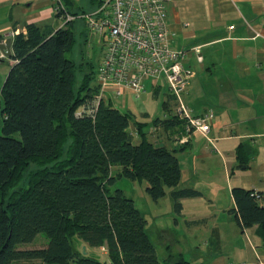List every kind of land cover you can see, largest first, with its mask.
<instances>
[{
  "label": "trees",
  "instance_id": "trees-1",
  "mask_svg": "<svg viewBox=\"0 0 264 264\" xmlns=\"http://www.w3.org/2000/svg\"><path fill=\"white\" fill-rule=\"evenodd\" d=\"M69 14L75 18L57 29L28 24L11 42L12 63L0 88V264H189L179 255L158 259L147 220L133 199L111 185L118 178L145 181L154 201L171 188L177 212L181 198L200 193L177 188L175 150L149 142L138 123L135 142L128 129L132 115L95 101L96 69L85 56L78 63L67 56L75 45L77 15ZM56 15L64 19L62 12ZM177 121L174 116L163 122ZM240 152L238 147L237 166L246 169L248 155ZM30 164L36 169L23 182ZM256 194L233 188L232 211L241 231L257 225L264 241V206ZM40 233L45 245L23 248ZM74 238L105 247L107 259L81 253L72 246Z\"/></svg>",
  "mask_w": 264,
  "mask_h": 264
},
{
  "label": "crops",
  "instance_id": "crops-1",
  "mask_svg": "<svg viewBox=\"0 0 264 264\" xmlns=\"http://www.w3.org/2000/svg\"><path fill=\"white\" fill-rule=\"evenodd\" d=\"M166 5L171 46L186 51L183 64L195 72L180 101L192 116L213 112L208 132L186 131L185 121L174 115L176 98L151 80L139 96L130 91L116 96L108 88L101 99L132 115L128 129L135 142L138 123L149 142L175 150L181 168L177 188L200 193L181 198L178 212L169 196L175 225L186 228L192 252L199 253L194 263L264 264L258 226L241 231L232 211L233 188L260 194L264 206V0H168ZM53 8L50 0H0V35L12 42L11 33H25L28 24L61 27ZM174 116L179 121L163 122ZM238 147L248 155L246 169L237 166ZM162 232L175 241L172 232ZM80 246L88 251L82 241ZM93 248L104 249L99 256L107 259L105 247ZM185 252L179 248L163 260L176 255L186 260Z\"/></svg>",
  "mask_w": 264,
  "mask_h": 264
},
{
  "label": "built area",
  "instance_id": "built-area-1",
  "mask_svg": "<svg viewBox=\"0 0 264 264\" xmlns=\"http://www.w3.org/2000/svg\"><path fill=\"white\" fill-rule=\"evenodd\" d=\"M167 1L98 0L93 11L83 14L91 34L103 45L96 69L99 93L95 101L101 99L108 88H112L116 96L124 91L139 96L145 81L151 80L165 85L176 98L179 106L174 115L185 121L186 131L206 134L214 118L213 112L192 116L180 101L181 93L195 72L183 64L186 51L171 46ZM55 2V14L62 12L66 22L75 18L65 12L60 0ZM19 32L15 29L11 37ZM3 56L0 52V57Z\"/></svg>",
  "mask_w": 264,
  "mask_h": 264
},
{
  "label": "rangeland",
  "instance_id": "rangeland-1",
  "mask_svg": "<svg viewBox=\"0 0 264 264\" xmlns=\"http://www.w3.org/2000/svg\"><path fill=\"white\" fill-rule=\"evenodd\" d=\"M51 4L55 8L57 3L55 0H50ZM62 6L69 13H76V19L74 20V34H75V45L71 53H67L68 57H71L75 62L82 60V56H85L87 60L93 65L94 69H97L102 52L103 45L99 43L95 36H93L86 25V19L83 18V14H89L97 5V0H60ZM66 22L65 19H59L58 25H63ZM83 53V54H82ZM11 60L6 53L3 57H0V88L4 82L6 75L10 69ZM79 79H82L83 72H79ZM79 84V81H77ZM166 88L161 89V95L166 92ZM168 92V91H167ZM135 98V97H134ZM136 105L138 106V99H134ZM116 107V106H115ZM120 111H125L126 108L119 106L116 107ZM36 169L35 164H30L26 170L23 172V182L30 176ZM115 188H120L126 197L133 199L135 206L140 210L145 219L149 220V224L146 226V232L155 246L157 257L162 261L169 253L176 252L177 249H184L187 252L184 253L183 257L189 260L191 264L194 263L193 259L198 258V254L189 245L191 243L187 242L188 237L185 235L186 228L184 226H176L174 223V217H176L175 212L170 209V192L167 188V196H164L156 201L150 198L145 192V181H131L127 178H118L113 185H111V190ZM161 229H165L173 233V238L175 241H171V235L167 233H161ZM47 241L44 234L40 233L37 235L35 240L31 244H26L23 246L25 249L38 248L45 245ZM78 238L72 240V246L78 249L81 253H86V255L102 260L99 256L105 253L104 249H97L93 247H87L84 250V246L79 247ZM196 252V253H195ZM15 264H45L40 260H20L15 262Z\"/></svg>",
  "mask_w": 264,
  "mask_h": 264
},
{
  "label": "water",
  "instance_id": "water-1",
  "mask_svg": "<svg viewBox=\"0 0 264 264\" xmlns=\"http://www.w3.org/2000/svg\"><path fill=\"white\" fill-rule=\"evenodd\" d=\"M10 46H11V38L8 37L7 39H5L3 43L0 42V52H4L6 53V55H9L11 53ZM83 249L85 250V246L83 247Z\"/></svg>",
  "mask_w": 264,
  "mask_h": 264
}]
</instances>
